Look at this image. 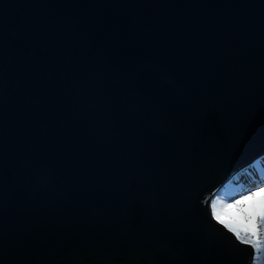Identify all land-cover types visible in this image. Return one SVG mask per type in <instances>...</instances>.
Masks as SVG:
<instances>
[{
	"label": "water",
	"instance_id": "obj_1",
	"mask_svg": "<svg viewBox=\"0 0 264 264\" xmlns=\"http://www.w3.org/2000/svg\"><path fill=\"white\" fill-rule=\"evenodd\" d=\"M246 166L264 0H0V264H251L210 215Z\"/></svg>",
	"mask_w": 264,
	"mask_h": 264
},
{
	"label": "snow or ice",
	"instance_id": "obj_2",
	"mask_svg": "<svg viewBox=\"0 0 264 264\" xmlns=\"http://www.w3.org/2000/svg\"><path fill=\"white\" fill-rule=\"evenodd\" d=\"M254 188L255 190H248L246 194L241 193L239 199L232 197L231 189H226L211 200L210 215L211 219L230 232L237 242L252 249L251 264H264V208L256 214L244 211L241 206L240 220L233 219L229 212L233 206H240L241 201L255 197L258 192L264 193V179L256 183Z\"/></svg>",
	"mask_w": 264,
	"mask_h": 264
},
{
	"label": "rangeland",
	"instance_id": "obj_3",
	"mask_svg": "<svg viewBox=\"0 0 264 264\" xmlns=\"http://www.w3.org/2000/svg\"><path fill=\"white\" fill-rule=\"evenodd\" d=\"M253 168L254 166H246L240 169L239 172H242L241 175H238L239 172L234 175V177L224 186H222L216 193L214 198L224 192L226 189H231V195L235 199H239V193H244L248 190H255L254 185L258 183L260 180L264 179V169H262L257 176L254 177L253 174ZM263 172L260 176V173ZM238 176V177H237ZM240 176V177H239ZM236 177V178H235ZM239 178V179H238ZM247 182V183H246ZM213 198V199H214ZM243 206V210L247 211L249 213L255 212L258 214L262 208H264V193L258 192L255 197H249L247 200L241 201L240 206H233L229 212L231 214V217L236 220L241 219L240 214V207ZM227 218V217H225Z\"/></svg>",
	"mask_w": 264,
	"mask_h": 264
},
{
	"label": "bare ground",
	"instance_id": "obj_4",
	"mask_svg": "<svg viewBox=\"0 0 264 264\" xmlns=\"http://www.w3.org/2000/svg\"><path fill=\"white\" fill-rule=\"evenodd\" d=\"M242 174V172H239V174L238 175H241ZM238 177V176H237ZM240 177V176H239ZM236 178V177H235ZM239 179V178H238ZM247 183V182H246Z\"/></svg>",
	"mask_w": 264,
	"mask_h": 264
},
{
	"label": "trees",
	"instance_id": "obj_5",
	"mask_svg": "<svg viewBox=\"0 0 264 264\" xmlns=\"http://www.w3.org/2000/svg\"><path fill=\"white\" fill-rule=\"evenodd\" d=\"M215 196V195H214ZM214 198V197H213Z\"/></svg>",
	"mask_w": 264,
	"mask_h": 264
}]
</instances>
